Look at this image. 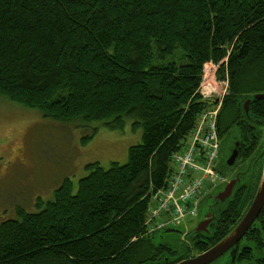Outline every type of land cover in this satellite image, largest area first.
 Segmentation results:
<instances>
[{"label": "trees", "instance_id": "1", "mask_svg": "<svg viewBox=\"0 0 264 264\" xmlns=\"http://www.w3.org/2000/svg\"><path fill=\"white\" fill-rule=\"evenodd\" d=\"M208 63L229 80L221 140L233 128L246 135L250 120L264 121V101H253L248 115L243 107L264 93V0H0V97L91 134L82 143L102 126L143 129L125 165L89 164L77 190L66 180L37 213L18 210L19 220L3 222L0 264L186 257L185 242H166V231L146 235L145 221L153 198L168 189L173 155L213 106L200 93ZM227 218L197 236L200 254L229 234L218 235Z\"/></svg>", "mask_w": 264, "mask_h": 264}, {"label": "rangeland", "instance_id": "2", "mask_svg": "<svg viewBox=\"0 0 264 264\" xmlns=\"http://www.w3.org/2000/svg\"><path fill=\"white\" fill-rule=\"evenodd\" d=\"M218 69L219 65L208 63L202 82V91L213 101L229 92L227 84L218 81ZM75 129L0 97V225L19 220L18 210L37 213L38 204L54 200L55 191L66 180L77 190L79 181L89 174V164L99 163L106 170L113 163L125 165L129 150L143 140V129L134 130L132 122H127L123 131L102 126L87 143H82L83 139L91 134ZM213 176L217 178L216 173ZM220 182L217 178L204 185L200 216L182 220L176 229L180 235L167 233L166 242L186 239L196 229L201 215H206L213 203L210 197H204L216 194L210 185ZM158 206L155 203L154 208Z\"/></svg>", "mask_w": 264, "mask_h": 264}, {"label": "flooded vegetation", "instance_id": "3", "mask_svg": "<svg viewBox=\"0 0 264 264\" xmlns=\"http://www.w3.org/2000/svg\"><path fill=\"white\" fill-rule=\"evenodd\" d=\"M259 94L249 96L244 102L245 112L246 105L249 104L247 115L251 104L256 100V95ZM260 116H264V114ZM247 126L248 128L245 129L246 135H241L238 128H233L231 133L222 140L226 144L223 149L224 156L221 160V165L226 168L225 170L223 168V176L227 182L234 180L235 186L231 196L225 202H214L210 209L212 214L210 218L214 220L211 224L214 226L211 227L210 224L208 231L200 233L203 236L216 229L221 222L219 216L222 213H225L228 218L224 223L225 226L219 227L218 235H223L226 231L230 234L249 213L258 196L264 181V121L252 119L247 123ZM235 149L238 151V157L233 164H229V159ZM206 219L204 215H201L199 222ZM200 234L191 237V239H186L185 245L188 246L186 248L189 254L187 253L188 255L176 264L189 261L200 255L196 250V241H198L196 238ZM199 241H203V238L200 237ZM175 250L179 254L182 253V249ZM212 264H264V206L246 235L223 257Z\"/></svg>", "mask_w": 264, "mask_h": 264}, {"label": "built area", "instance_id": "4", "mask_svg": "<svg viewBox=\"0 0 264 264\" xmlns=\"http://www.w3.org/2000/svg\"><path fill=\"white\" fill-rule=\"evenodd\" d=\"M217 118L218 110L203 114L189 148L173 156L178 171L168 189L156 196L159 206L150 209L146 222L148 233L175 226L186 217L196 215L204 185L218 178L215 171L220 154ZM215 173L217 178L213 176Z\"/></svg>", "mask_w": 264, "mask_h": 264}, {"label": "water", "instance_id": "5", "mask_svg": "<svg viewBox=\"0 0 264 264\" xmlns=\"http://www.w3.org/2000/svg\"><path fill=\"white\" fill-rule=\"evenodd\" d=\"M256 100H264V94L256 95ZM248 106L246 105V112L248 113ZM238 157V151L235 149L231 158L229 159V164H233L236 158ZM235 186V181L228 182L224 190L219 191V193L215 196V202H225L228 199ZM264 206V181L261 185L258 196L252 205L249 213L245 216V218L240 222V224L232 231L228 236H226L222 241L216 244L214 247L206 251L205 253L199 255L196 258H193L189 261H185L180 264H212L223 257L231 248H233L248 232L258 215L260 214L262 208ZM211 214L206 216V220L201 222L195 229L196 233L206 232L210 224L214 221L212 220ZM214 225L211 224V227ZM168 233H179L177 230L169 229Z\"/></svg>", "mask_w": 264, "mask_h": 264}, {"label": "bare ground", "instance_id": "6", "mask_svg": "<svg viewBox=\"0 0 264 264\" xmlns=\"http://www.w3.org/2000/svg\"><path fill=\"white\" fill-rule=\"evenodd\" d=\"M181 152V151H180Z\"/></svg>", "mask_w": 264, "mask_h": 264}]
</instances>
